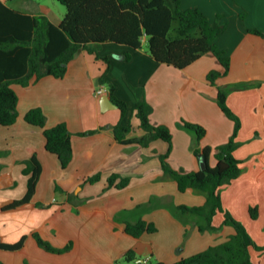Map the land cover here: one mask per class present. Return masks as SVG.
I'll use <instances>...</instances> for the list:
<instances>
[{"label":"crops","instance_id":"0c3cea01","mask_svg":"<svg viewBox=\"0 0 264 264\" xmlns=\"http://www.w3.org/2000/svg\"><path fill=\"white\" fill-rule=\"evenodd\" d=\"M1 1L14 7L11 0ZM234 3L249 12L247 27L264 32V8L257 0ZM231 6L232 0H181L182 9L199 8L211 20L217 14H232L226 31L217 40L219 47L230 54L231 67L215 84L209 81L208 73L223 68L210 53L184 69L159 63L142 49L125 44L106 42L98 53L110 59L107 78L115 84L116 95L132 109L129 136L144 134L134 107L145 95L153 108L151 123L167 125L173 133L168 161L178 170H199V159L193 151L196 146H210L209 164L216 165L215 147L228 141L234 130L233 120L217 103L218 88L234 86L227 102L241 120L234 154L241 161L242 172L221 187L222 203L245 225L254 242L264 246V37L245 31ZM14 8L45 15L56 25L65 15L48 4L39 9L33 6L31 11ZM126 53H130V59L125 58ZM107 67L105 60L83 49L69 62L62 78L47 75L26 87L12 84L19 96V116L13 125L0 126V239L5 243H16L23 236L26 239L20 249L0 248V264H125L123 260H127L121 255L131 249L142 260L172 264L234 233L232 226L224 224L222 212L213 218L215 229L202 233L199 225L205 218L186 214L194 226L191 236L183 239L188 227L177 207L203 205L206 194L194 189L180 192L177 182L165 174L159 158L169 149L164 140H153L147 147L116 140L113 127L121 121V112L105 100L108 86L100 83ZM119 77L130 84L143 81L141 96L121 94ZM33 107L44 110L47 127L67 123L73 146V159L67 168H62L56 154L46 150L43 129L25 120ZM183 120L206 128L200 143L194 133L180 126ZM90 130L96 132L83 134ZM34 154L42 166L35 194L25 204L5 208L26 194L29 176L23 173L22 161ZM96 173L101 175L98 182L85 181ZM113 173L130 177L129 184L121 189L108 188V177ZM251 207L258 209L256 218L250 214ZM140 218L155 223L158 231L139 238L129 235L125 223ZM34 233L57 248L69 243L73 248L60 254L46 251L38 245ZM251 255L254 264H264L262 251L253 248Z\"/></svg>","mask_w":264,"mask_h":264},{"label":"trees","instance_id":"16d2710c","mask_svg":"<svg viewBox=\"0 0 264 264\" xmlns=\"http://www.w3.org/2000/svg\"><path fill=\"white\" fill-rule=\"evenodd\" d=\"M66 7L60 24H54L45 15H33L15 9L0 0V126H10L17 122L19 96L12 87L13 83L29 86L44 76L56 78L65 76L69 62L80 50L95 53L96 57L107 62L108 67L100 77L101 84H107L111 101L121 112V121L113 127V134L121 144L136 143L149 146L153 140L161 139L169 144L167 153L160 154L162 168L166 175L177 182L180 192L188 189L202 191L206 200L200 206L180 205L177 209L182 213L205 218L199 225L200 231L215 229L213 218L218 212L224 214V224L232 226L234 233L221 243L172 264H254L251 250L264 253V246H258L245 225L237 220L223 207L221 187L230 184L242 172L241 161L234 152L239 146L237 136L241 129V120L233 112L227 102L228 93L219 86L217 103L221 110L234 122V130L229 140L215 147V166L209 164L212 152L210 146H196L193 151L199 161L205 162V168L197 171L178 170L168 161L172 149L173 133L167 125L152 124L150 113L153 108L142 95L137 101L134 112L139 119V127L144 131L141 136L131 137L132 123L124 124L129 108L126 101L120 99L115 91V84L106 79L110 59L98 53L100 46L106 42L125 44L140 49L145 40L149 54L159 63L184 69L205 54H213L220 62L223 70H211L208 79L212 84L226 75L231 67V59L226 49L220 48L217 40L226 31L227 22L222 14L211 20L201 9H182L181 0H57ZM245 23V15H240ZM248 32L264 36V32L256 28H246ZM90 45H93L91 47ZM130 53L125 54L130 59ZM25 120L43 129L45 148L57 155L62 168H67L73 159L72 133L66 122L54 126H46V115L41 107H33L25 114ZM180 126L195 134L197 142L206 136V128L198 123L183 120ZM90 130L83 134L94 133ZM1 156V153H0ZM23 173L28 175L26 194L5 208H16L31 200L35 194L42 166L34 154L23 160ZM100 173L88 176L85 181L98 182ZM108 188H125L130 177L113 173L108 177ZM257 207L250 208V214L256 218ZM125 231L139 238L145 233H155L158 227L145 219L127 221ZM34 237L40 247L52 253H65L73 248L69 243L57 248L44 240L39 233ZM26 236L16 243H5L0 239V248L17 250L24 245ZM127 261L136 258L134 250L121 255ZM156 264H165L157 262Z\"/></svg>","mask_w":264,"mask_h":264},{"label":"rangeland","instance_id":"374dc122","mask_svg":"<svg viewBox=\"0 0 264 264\" xmlns=\"http://www.w3.org/2000/svg\"><path fill=\"white\" fill-rule=\"evenodd\" d=\"M264 0H257V3H258V6L260 7H262L263 6V8H264V2H263ZM54 3V4H53ZM46 4H48L54 11H58V14L60 13V11H59V8L62 10V12H66V7L64 6V5H62L60 2H58L57 0H11V5L12 6H14V7H17V8H21V9H23V8H25L26 10H30L31 11V8L34 6L35 8H44V7H46ZM238 5V4H237ZM235 5V3H234V0H232V6L230 7V9H231V11L233 12V14H235V15H237V18L240 20V23L242 24V26H243V28H244V30L245 31H247L248 32V30L246 29L247 28V25H245L246 23H244L243 22V20H242V18H241V14H243V15H245V21H246V17H247V15L249 14V12L247 11V9L245 8V7H241V5ZM13 7V8H14ZM238 8L239 9V11H238V9H237V11H233V8L235 9V8ZM238 12H239V15H238ZM223 16H224V18H223V20L225 21V22H227V26H228V23H229V21H230V18H231V15L232 14H225L224 15V13L222 14ZM256 15H257V13H256ZM263 15H264V10H263ZM215 19V18H214ZM249 33H251V32H249ZM252 34H254V33H252ZM255 35H258L259 37H264V36H262V35H259V34H255ZM140 49H142V51L144 52V53H147V54H149V47H148V44L146 43V42H144L143 43V46H142V48H140ZM96 55V54H95ZM230 55V54H229ZM96 59H98L99 60V58H97L96 57ZM174 67V66H173ZM106 71V70H105ZM108 73L109 72H107V73H105L104 74V76H106V79H108L107 78V75H108ZM119 82H118V85L120 86V89H119V91L121 92V94H123L124 96H128V95H131V93L132 94H134V95H140L141 96V94L143 93V91H144V83H143V81H137L136 83L135 82H132V81H130L131 82V84L125 79V78H123V77H119ZM105 85H107V84H105ZM227 93L228 92H230V90H231V88H233V89H235L234 88V86H221ZM130 93V94H129ZM131 112H132V109H130L129 110V112H128V114H127V116L123 119V120H125L126 121V124L127 123H129V121L131 120ZM198 159V158H197ZM198 165H199V170L201 169V165H200V161H199V163H198ZM194 192V191H193ZM192 192V193H193ZM200 193V192H199ZM180 212V211H179ZM180 213H182V212H180ZM186 214H189V215H191V213H184V215H185V219H184V223H185V226H187L188 227V229H186L185 231H184V238L183 239H188L190 236H191V233H192V230H193V226H194V222L190 219V216H187ZM193 215V214H192ZM197 216V215H196ZM200 233H202V231H199ZM209 235H212L211 233V231H209ZM215 235H217V231H214L213 232ZM148 234H153V233H148ZM145 258H147V257H145ZM139 259H141V264H156L157 263V261L154 259V260H152L151 262H148V260H147V262L146 263H144V260H146V259H144V260H142L143 258L140 256V255H138V253L136 252V259H134L132 262H127V261H124L123 260V263H125V264H128V263H133V264H140V261H139Z\"/></svg>","mask_w":264,"mask_h":264},{"label":"water","instance_id":"95a60500","mask_svg":"<svg viewBox=\"0 0 264 264\" xmlns=\"http://www.w3.org/2000/svg\"><path fill=\"white\" fill-rule=\"evenodd\" d=\"M105 100L112 106V107H117L116 104H114L112 101H110L109 97L106 95L105 96ZM200 165H201V168H205V162L204 161H201L200 162Z\"/></svg>","mask_w":264,"mask_h":264},{"label":"built area","instance_id":"2783aa9c","mask_svg":"<svg viewBox=\"0 0 264 264\" xmlns=\"http://www.w3.org/2000/svg\"><path fill=\"white\" fill-rule=\"evenodd\" d=\"M97 92L98 93H101L102 92V89H99ZM146 262H147V260H144V263H146Z\"/></svg>","mask_w":264,"mask_h":264}]
</instances>
